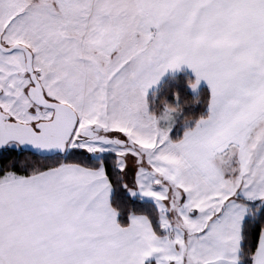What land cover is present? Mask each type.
I'll return each instance as SVG.
<instances>
[{
  "label": "snow or ice",
  "instance_id": "obj_1",
  "mask_svg": "<svg viewBox=\"0 0 264 264\" xmlns=\"http://www.w3.org/2000/svg\"><path fill=\"white\" fill-rule=\"evenodd\" d=\"M0 264H264V0H0Z\"/></svg>",
  "mask_w": 264,
  "mask_h": 264
}]
</instances>
